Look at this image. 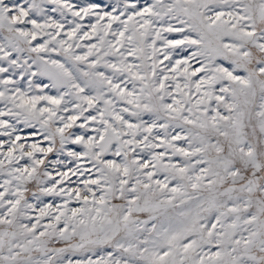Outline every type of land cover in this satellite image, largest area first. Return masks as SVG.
I'll list each match as a JSON object with an SVG mask.
<instances>
[{"label":"snow or ice","instance_id":"snow-or-ice-1","mask_svg":"<svg viewBox=\"0 0 264 264\" xmlns=\"http://www.w3.org/2000/svg\"><path fill=\"white\" fill-rule=\"evenodd\" d=\"M0 264H264V0H0Z\"/></svg>","mask_w":264,"mask_h":264}]
</instances>
